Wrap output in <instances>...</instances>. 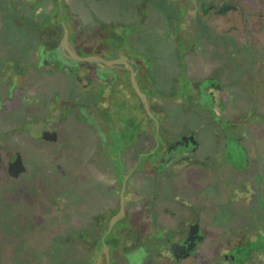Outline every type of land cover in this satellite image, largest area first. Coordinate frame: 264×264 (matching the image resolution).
<instances>
[{"label":"flooded vegetation","instance_id":"obj_1","mask_svg":"<svg viewBox=\"0 0 264 264\" xmlns=\"http://www.w3.org/2000/svg\"><path fill=\"white\" fill-rule=\"evenodd\" d=\"M113 1L116 5L125 2L130 7L136 6L135 14L130 17L132 24L128 27L136 35L152 24L155 18L152 5L163 3L176 14L182 6L184 12L182 15L178 12L175 25L190 29L194 36L198 34L196 26L200 27L201 33L207 34L215 22L226 27L229 25L238 34L245 33L258 40V47L254 48V65L258 73L264 72V0ZM41 2L0 0V29L6 21L19 33L25 26L27 31L24 34L27 33L31 41L26 48L27 61H21L12 53L0 66V178L19 180L31 173L35 160L27 154V147L44 155L45 165L68 168L81 165L87 171L100 169L104 162L100 156L111 153L110 131L115 136L120 134L118 131L125 125L120 117L134 110L130 99L135 97L139 100L140 109L145 111L134 89L133 77L153 108L155 80L147 67H152L151 63L146 65L143 58L138 59L139 54L130 51L123 39L96 37L78 16L70 15L65 0H56L53 5ZM169 32L164 31L162 36H168L176 52L181 41L176 35L180 32L172 31L174 36ZM194 39L185 37L183 43L188 54L200 50ZM221 60L219 66L224 70L227 62L222 65ZM260 80L264 81V78ZM208 87L213 88V93L205 98L208 110L217 107V110L225 112L226 100L231 101L229 89L225 90L219 86L218 80L211 77L201 85L193 84L195 92L200 88L199 93ZM148 88L152 96L148 95ZM90 90L92 94L86 96ZM159 98L164 103L175 100L170 94ZM182 98L183 103L198 102L191 91ZM218 118L220 120V116ZM219 120L218 126L226 129L228 124L234 128L235 134L224 145L219 129L218 141L222 149L212 153V157L217 158V167L225 168L228 162L247 166L250 156L243 144L244 136L248 135L245 129L257 126L256 121L246 117L243 110L232 112L225 125ZM139 136H143L142 130ZM86 152L92 154L84 160ZM197 154L198 145L192 135L166 143L157 158H152L151 167L159 173L158 188L159 183L175 184L189 168L203 167L208 171L204 164L211 163L212 157H207V151H204L197 160ZM151 155L147 154V157ZM120 162L123 164L122 159ZM13 164L16 165L13 170L15 176L10 175ZM260 167L263 175L264 165ZM235 171L240 175L238 169ZM83 178L80 172V177L74 179L81 183ZM128 179V176L124 177V181ZM88 182L95 183V180L90 178ZM158 188L130 198L125 192L123 207L121 194L117 205L107 203L103 197L100 199L88 194L86 200H96L98 207L87 206L81 212V203L85 205V201L80 198V229L76 245L80 242V250L84 247L90 251L93 260L89 264H116V259L124 264H264V237L257 229L244 231L239 238L230 237L227 233L220 237L216 251L210 252L208 246L215 225L212 218L223 211L227 206L225 203L211 204V193L207 191L194 198L195 190L192 196H186L187 193L182 191L159 194ZM226 194L221 192L220 196ZM232 194L238 200H247L248 195L257 192L253 190L249 194L237 189ZM122 210L119 219L112 224ZM259 212L253 209L252 219L256 228ZM88 227H93L96 232L92 239L85 231ZM101 227L104 232L99 235ZM104 244L108 247V254Z\"/></svg>","mask_w":264,"mask_h":264},{"label":"rangeland","instance_id":"obj_2","mask_svg":"<svg viewBox=\"0 0 264 264\" xmlns=\"http://www.w3.org/2000/svg\"><path fill=\"white\" fill-rule=\"evenodd\" d=\"M44 1L53 5L56 0H42L41 3ZM65 1L70 15L78 16L96 37L123 39L130 51L139 54L138 59L143 58L146 65L151 63L152 67H147L155 80L152 106L158 125L148 119L145 111L140 109V101L132 97L130 101L135 106L134 110L120 117L125 122L118 131L120 134L115 136L110 131L111 153L100 156L104 162L95 171H87L81 165L77 168L45 165L46 157L27 147V154L35 160L31 173L19 180L5 176L0 178V264H89L93 260L90 251L84 247L80 250V242L76 245L80 229V198L85 201V205L81 203V212L87 206L98 207L96 200H86L88 194L100 199L103 197L107 203L117 205L125 176L129 177L126 187L128 198L157 190L159 173L151 167L152 158H157L166 143L192 135L198 145L196 159L199 160L204 151H207V157H212L214 151L218 153L222 149L218 141V117H222V122H219L225 125L231 119V114L227 112L238 110H243L246 117L255 120L257 125L254 139L245 138L243 143L249 150L250 163L241 166L228 162L225 168H219L217 158L212 157L211 163L204 164L208 171L203 167L189 168L175 184L159 183L158 191L159 194L182 191L187 193L186 196H192L195 190L194 198L201 196L203 191L214 192L216 194L209 197L211 204L227 205L212 218L215 225L208 246L212 253L216 251L220 237L227 233L230 237L239 238L242 232L257 229L264 237V174L259 171L261 164L264 165V81L260 80L264 78V72L258 73L254 65V48L258 47V40L216 22L207 34L201 33L200 27L196 26L198 34L194 36V33L190 34V29L175 25L178 12L181 15L184 12L182 6L176 14L166 3L152 5L155 14L152 24L136 35L128 28L136 6L130 7L125 2L116 5L113 0ZM172 16H175L173 20ZM167 30L173 36L172 31L180 32L176 35L181 40L180 47L177 45L179 52H175L167 35L162 36ZM20 31L14 30L7 21L0 29V66L12 53L21 61L28 60L26 48L31 41L28 34H24L27 31L25 26ZM188 36L192 40L195 38L194 43L200 47L194 54L185 52L183 42ZM219 60L222 65L227 62L226 69L219 66ZM210 76L219 78L221 86L230 91L231 101L226 100L227 112L213 110L207 115L204 107L197 106L195 102H181L189 91L196 94L193 84ZM147 90L152 96L151 90ZM91 94L90 90L86 96ZM164 94H170L175 100L164 103L159 98ZM140 130L143 136H139ZM91 154L86 152L84 160ZM147 154L152 155L147 157ZM80 172L84 176L81 183L74 179L80 177ZM90 178L95 183H89ZM237 189L249 194L255 190L257 194L248 195L247 200H238L232 194ZM221 192L227 193L226 196H220ZM253 209L260 211L257 228L253 225ZM85 231L91 239L96 236L93 227ZM103 232L101 227L99 235ZM116 264L124 263L116 259Z\"/></svg>","mask_w":264,"mask_h":264},{"label":"water","instance_id":"obj_3","mask_svg":"<svg viewBox=\"0 0 264 264\" xmlns=\"http://www.w3.org/2000/svg\"><path fill=\"white\" fill-rule=\"evenodd\" d=\"M65 38H66V36H65ZM83 60H85V61H90L91 59H83ZM132 83H133L134 89L136 90V92L138 93V95H139L140 98H141L143 108H144V110H145V112H146L148 118H149L150 120L154 121L155 123H157V125H158V121H157L156 117H155L154 114H153L152 107H151V104H150V102H149V98H148L145 94H143V93L140 92L139 87H138L137 82H136V80H135L134 77L132 78ZM216 110H217V107L215 108V111H216ZM217 111L223 113V111H221V110H220V111L217 110ZM218 112H217V113H218ZM225 112H227V111H225ZM227 113L231 114L232 112H227ZM219 121L222 122V117H220V120H219ZM218 127H219V129H220V132H221L222 137L224 138V141H225L224 145H227L228 140H230V138L233 137V134H235V130H234V128H227V129H224V128H221L220 126H218ZM256 127H257V126H255V127H248V129H245V131L248 132V135L246 134V135L244 136V138H246V139H250V140L254 139V134H253V132H254V130H256ZM218 131H219V130H218ZM262 133L264 134V131H263ZM14 167H16V165L13 164V165L11 166V169H10V175H11V176H15V175H16L15 173H13V170L15 169ZM126 187H127V182H126V180H125V181H123V183H122V190H121V205H122V207H123L124 194H125V192H126ZM122 213H123V210L120 212V214H119L118 216H116V217L113 219L112 224H114V223L119 219V217H120V215H121ZM104 248H105V252L108 254V251H107L108 247H107L106 244H104Z\"/></svg>","mask_w":264,"mask_h":264},{"label":"crops","instance_id":"obj_4","mask_svg":"<svg viewBox=\"0 0 264 264\" xmlns=\"http://www.w3.org/2000/svg\"><path fill=\"white\" fill-rule=\"evenodd\" d=\"M211 78H215L216 80H218V84H219V86H221V82L219 81V78H217V77H215V76H210ZM205 81H203V82H196V84H199V85H201V84H203ZM199 91H200V88L199 89H196V94L194 95V98L198 101L197 103H195L197 106H200V107H204V109H205V113L208 115V114H210V112L212 111V110H215V107L214 108H212V110H208V107H207V105H206V103H205V98L207 97V96H209L211 93H213V88L212 87H208L207 89H205V90H202L201 91V93H199ZM152 110H153V108H152Z\"/></svg>","mask_w":264,"mask_h":264}]
</instances>
